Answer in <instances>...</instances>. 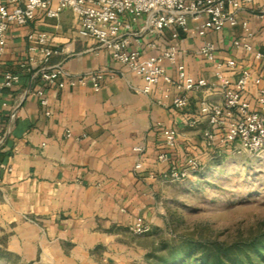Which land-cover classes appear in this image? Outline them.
Returning a JSON list of instances; mask_svg holds the SVG:
<instances>
[{
    "label": "crops",
    "instance_id": "crops-1",
    "mask_svg": "<svg viewBox=\"0 0 264 264\" xmlns=\"http://www.w3.org/2000/svg\"><path fill=\"white\" fill-rule=\"evenodd\" d=\"M3 4L10 9L18 5L0 0ZM237 20L236 26L211 30L205 37L198 36L197 24L189 20L190 29L178 30V40L166 29L160 35L144 34L142 44L132 49L145 59L174 45L191 76L216 83L214 64L198 54L200 46L210 42L218 61L236 60L237 68L225 72L232 83L247 69L264 86V61L254 55L264 54V0H253L238 12ZM243 23L252 33V51L234 46L243 39ZM80 26L69 9L58 19L38 12L28 25L10 27L0 54V240L4 235L10 245L17 241L18 248L8 245V250L41 255L45 264H56L57 259L67 263L75 254L88 259L101 242L129 231L139 217L151 225V195L166 184L163 172L171 165L184 167L188 158L199 159L205 150L226 146L220 142L221 130L200 113L202 101L223 103L218 88L190 94L185 109L163 107L159 90L142 93L141 77L115 61L94 38L82 36ZM32 31L45 33L57 52L48 66L66 73L59 81L101 73L100 91L90 82L58 88L46 83L38 68L22 70ZM164 67L175 77L174 67L168 62ZM8 73L18 75L19 81L5 89ZM257 89L250 85L246 93L255 107ZM166 129L176 130L178 141L168 152L169 163L161 164L157 157L165 149ZM206 132L215 135L212 145ZM135 147L143 151L137 153ZM137 164L142 169H136ZM65 245L73 250L66 251Z\"/></svg>",
    "mask_w": 264,
    "mask_h": 264
},
{
    "label": "built area",
    "instance_id": "built-area-1",
    "mask_svg": "<svg viewBox=\"0 0 264 264\" xmlns=\"http://www.w3.org/2000/svg\"><path fill=\"white\" fill-rule=\"evenodd\" d=\"M18 4L10 9L8 5L0 6V54L3 53L8 32L11 26H26L32 22L38 12H43L49 19H58L64 10H71L79 21L80 34L94 38L99 47L107 50L112 58L126 66L136 76L141 77L144 94H150L154 89L161 92L158 104L173 109H185L189 105L190 94L205 91L210 93L218 88L223 96L222 104L202 101L200 113L207 116L209 124L221 130L223 137L220 142L230 146L235 154L249 153L256 155L264 152V86L261 79L254 77L247 70H241L237 81L232 83L226 76V71H234L237 62L229 59L218 61L216 46L206 42L200 46L198 54L208 63L214 64L216 83L206 79L191 76L186 65L181 61L176 46H170L160 54L149 55L143 59L141 52L132 49L133 44L140 46L144 34L160 35L166 29L172 31V38L179 39V32H188L189 20L197 24L199 37H205L211 30L224 27H234L238 24L237 14L250 6L253 0H9ZM243 39L234 43L236 48L252 51L249 43L252 37L248 25L243 23ZM30 43L28 58L20 65L27 72L38 68L41 78L51 86L64 88L66 85L92 84L98 92L101 88V73L90 74L79 80L59 81L66 73L59 66L49 67L50 59L57 54L48 43V36L43 32L32 31L27 34ZM148 47L154 48L150 43ZM39 54L40 57H37ZM257 60L264 61V54L254 53ZM164 62L175 69V77L171 76ZM19 81L16 74H5L3 87L10 88ZM250 85L257 86V105L253 106L246 93ZM175 92L176 95H173ZM42 96V93H38ZM41 104H48L46 99ZM50 115V112L46 113ZM69 136V134H68ZM208 145L215 141L213 132L204 134ZM165 149L158 155L159 163H169L168 152L175 148L178 134L174 129L163 132ZM134 151L141 153L140 147ZM184 167L169 166L163 172V181L173 183L190 178L200 170V162L196 158H188ZM136 169H142L141 164ZM152 226L143 218H137L129 227V232L136 236L147 235Z\"/></svg>",
    "mask_w": 264,
    "mask_h": 264
},
{
    "label": "rangeland",
    "instance_id": "rangeland-1",
    "mask_svg": "<svg viewBox=\"0 0 264 264\" xmlns=\"http://www.w3.org/2000/svg\"><path fill=\"white\" fill-rule=\"evenodd\" d=\"M197 160V174L152 192V232L136 236L124 229L101 242L88 259L75 254L68 256L71 261L57 259L56 264H155L154 250L178 236L203 234L232 242L264 231V152L235 154L222 146L205 150ZM3 236L0 264H45L41 255L8 250L11 241ZM13 242L10 246L17 249V241ZM65 250L73 249L65 245Z\"/></svg>",
    "mask_w": 264,
    "mask_h": 264
},
{
    "label": "trees",
    "instance_id": "trees-1",
    "mask_svg": "<svg viewBox=\"0 0 264 264\" xmlns=\"http://www.w3.org/2000/svg\"><path fill=\"white\" fill-rule=\"evenodd\" d=\"M151 258L155 264H264V231L232 242L178 236L161 242Z\"/></svg>",
    "mask_w": 264,
    "mask_h": 264
}]
</instances>
